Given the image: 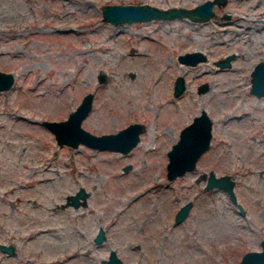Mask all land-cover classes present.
<instances>
[{
    "label": "rangeland",
    "instance_id": "obj_1",
    "mask_svg": "<svg viewBox=\"0 0 264 264\" xmlns=\"http://www.w3.org/2000/svg\"><path fill=\"white\" fill-rule=\"evenodd\" d=\"M199 1L0 0V69L14 74L0 90V241L14 253L0 249V264H108L110 248L123 264H236L262 247L264 94L250 91V72L264 59V0L214 2L204 20L114 23L101 9ZM194 49L205 58L178 59ZM177 75L184 88L174 94ZM87 91L92 108L81 123L89 130L144 123L128 151L59 144L43 123L67 117ZM201 108L211 117L210 144L193 169L169 179L167 149ZM210 169L233 176L244 213L225 189L204 186ZM80 186L86 202L64 204ZM99 226L106 237L96 243Z\"/></svg>",
    "mask_w": 264,
    "mask_h": 264
},
{
    "label": "water",
    "instance_id": "obj_2",
    "mask_svg": "<svg viewBox=\"0 0 264 264\" xmlns=\"http://www.w3.org/2000/svg\"><path fill=\"white\" fill-rule=\"evenodd\" d=\"M225 0H202L192 6L171 5L167 7L157 6L149 2H106L101 5L104 19L114 23L130 21L135 19H146L151 17H174L188 15L192 19L204 20L213 13L214 2H224ZM233 53L227 54L223 58L216 59L219 67L229 65ZM205 58V54L199 50H187L178 54V59L184 62L194 63ZM250 91L257 94H264V59L255 62L251 69ZM103 79L104 75H100ZM14 74L12 71L0 69V90L12 85ZM205 82L199 84V88L205 87ZM184 88V78L177 75L174 80L173 92L178 94ZM93 92L87 91L81 97L79 103L72 108L67 117L61 119L45 118L43 123L54 133L59 144L67 143L76 146L84 143L97 148H108L128 151L137 143L140 132L145 128L143 122L135 120L114 131L96 133L82 125V119L92 108ZM211 117L205 108L194 114L191 121L184 124L180 130L178 138L167 149L168 160L166 162V175L169 179L193 169L197 159L210 144L211 137ZM130 163L124 168H128ZM235 179L229 173L216 174L210 169L205 181L206 188L218 186L228 193L230 199L238 206L241 213L245 212L242 203L238 200L234 190ZM87 191L80 186L74 192L67 194L64 204L72 203L78 205L86 202ZM191 201L182 203L174 213V221L179 222L184 219L191 207ZM106 237L105 229L99 226L93 239L96 243L102 242ZM260 249H248L236 262V264H264V238L261 239ZM0 249L7 253H14V245L0 241ZM108 264H123V258L117 253L115 248H110L108 256L103 259Z\"/></svg>",
    "mask_w": 264,
    "mask_h": 264
},
{
    "label": "bare ground",
    "instance_id": "obj_3",
    "mask_svg": "<svg viewBox=\"0 0 264 264\" xmlns=\"http://www.w3.org/2000/svg\"><path fill=\"white\" fill-rule=\"evenodd\" d=\"M256 13H257V12H256ZM253 14H254V13H253ZM253 17H254V16H253ZM263 17H264V16H263ZM189 18H190V17H189ZM261 18H262V17H261ZM31 29H32V28H31ZM38 30H39V29H38ZM30 31H31V30H30ZM190 34H191V33H190ZM184 65H185V64H184ZM201 65H203V64H201ZM197 69H198V68H197ZM206 69H207V68H206ZM207 70H208V69H207ZM209 70H210V69H209ZM200 73H201V72H200ZM198 74H199V73H198ZM205 74H206V72H205ZM198 76H199V75H198ZM137 85H138V84H137ZM236 85H237V84H236ZM238 86H239V84H238ZM224 89H225V88H224ZM261 96H263V95H261ZM222 97H223V96H222ZM263 97H264V96H263ZM218 98H219V97H218ZM217 101L219 102L218 99H217ZM238 108H239V107H238ZM253 108H254V107H253ZM237 110H238V109H237ZM252 110H253V109H252ZM255 110H256V108H255ZM255 110H254V111H255ZM258 111H259V110H258ZM263 111H264V110H263ZM244 113H245V112H244ZM49 168H50V167H49ZM56 169H57V168H56ZM51 171H53V170L51 169ZM51 171H50V172H51ZM54 172H55V171H54ZM48 173H49V172H48ZM52 174H53V173H52ZM54 175H55V174H54ZM52 176H53V175H50V176H48V178H52ZM46 177H47V176H46ZM51 182H52V181H51ZM51 182H50V183H51ZM118 184H119V183H118ZM50 185H51V184H50ZM121 187H122V186H121ZM57 212H58V211H57ZM122 216H123V215H122ZM128 218H129V217H128ZM63 219H64V218H63ZM85 220H86V219H85ZM124 220H125V219H124ZM48 221H49V222H57V223L59 222V223H62V221L65 222L66 220H61V219H58V218H56V217H55V218L52 217V218H49ZM68 221H69V220H68ZM120 221H121V219L119 220V222H120ZM134 222H135V221H134ZM134 222H133V223H134ZM66 223H68V222H66ZM124 223H125V222H124ZM133 223H132V224H133ZM67 225H68V224H67Z\"/></svg>",
    "mask_w": 264,
    "mask_h": 264
},
{
    "label": "flooded vegetation",
    "instance_id": "obj_4",
    "mask_svg": "<svg viewBox=\"0 0 264 264\" xmlns=\"http://www.w3.org/2000/svg\"><path fill=\"white\" fill-rule=\"evenodd\" d=\"M68 194H69V193H68ZM66 200H67V195H66ZM66 200H65V201H66Z\"/></svg>",
    "mask_w": 264,
    "mask_h": 264
}]
</instances>
